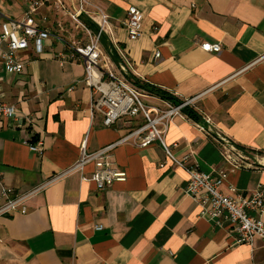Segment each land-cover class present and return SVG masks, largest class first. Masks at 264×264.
Listing matches in <instances>:
<instances>
[{
    "label": "crops",
    "instance_id": "obj_1",
    "mask_svg": "<svg viewBox=\"0 0 264 264\" xmlns=\"http://www.w3.org/2000/svg\"><path fill=\"white\" fill-rule=\"evenodd\" d=\"M8 1L12 11L5 13L20 17L28 0ZM52 1L40 10L51 26L63 18ZM87 1L109 15L111 35L103 49L112 48L118 58L114 40L131 62L132 80L164 90L179 103L194 98L188 107L198 122L208 117L219 135L264 154V0ZM130 7L143 14L136 39L123 25ZM201 42L219 43L221 50L204 51ZM62 51L60 43L46 40L38 54L30 42L19 53L20 72L0 71L3 100L15 105L19 116L13 127L0 117V174L18 192L71 167L85 139L86 150L93 152L143 121L121 118L103 126L91 109V89L75 84L84 77L82 64L69 59L60 65ZM182 114L165 134L176 157L189 154L205 173L228 170L226 183L246 192L264 184V171L225 166L215 132H201L195 119L183 109ZM27 139L41 142V155L29 149ZM112 153L125 181L97 190L89 162L87 180L79 172L61 176L27 201L26 213L1 215L0 264H264V240L235 244L230 224L217 226L201 216L185 192L187 173L157 142L122 143Z\"/></svg>",
    "mask_w": 264,
    "mask_h": 264
},
{
    "label": "built area",
    "instance_id": "obj_2",
    "mask_svg": "<svg viewBox=\"0 0 264 264\" xmlns=\"http://www.w3.org/2000/svg\"><path fill=\"white\" fill-rule=\"evenodd\" d=\"M49 1L28 0L20 17L9 16L0 9V71L20 72L24 64L19 53L26 50L30 42L38 54L43 52L46 40L58 42L63 46V51L57 55L60 65L69 59L82 64L84 77L75 84L83 82L91 89V109L99 112L103 126L111 127L121 118L140 117L143 122L115 143L93 152L86 150L85 139L79 158L71 167L28 191L18 192L6 185L0 174V216L15 212L26 213L27 201L61 176L79 172L81 180H87L84 167L89 162L94 165L89 179L94 182L97 190L110 187L116 181H125L127 174L116 166L113 148L122 143L142 146L157 142L164 149L167 159L187 173L185 192L200 206L201 216L207 217L217 226H222L225 222L230 224L231 232L235 234V244L252 246L257 239L264 240V184H259L251 192L239 189L226 183L228 170L202 172L195 162L188 160L189 154L176 157L165 141L169 122L175 116H183L182 109L192 104L194 98L173 105L147 88L135 84L129 74L130 71L133 72L131 62L113 39L118 58L112 48L103 51L101 41L111 35L109 15L103 10L89 4L87 0H77L69 12L65 11L62 0H53L54 7L62 16L69 17V25L67 27L64 20L56 19L51 26L48 16L40 14V10ZM142 18L143 14L138 8L130 7L127 10L123 25L131 39L142 35ZM87 20L94 26L89 27ZM199 46L207 52L217 53L221 50L219 43L201 42ZM159 55V52H155L156 57ZM140 83L147 84L143 81ZM0 117L6 119L9 127H13L14 121L19 118L17 107L6 103L1 92ZM192 123L203 133L212 135L215 132L208 117H204L201 122L192 120ZM214 134L225 166L231 170L264 171V154L251 152L216 132ZM25 143L34 153L42 154L41 142L27 139ZM164 164L162 162L160 167ZM101 228V225L95 226V229Z\"/></svg>",
    "mask_w": 264,
    "mask_h": 264
},
{
    "label": "trees",
    "instance_id": "obj_3",
    "mask_svg": "<svg viewBox=\"0 0 264 264\" xmlns=\"http://www.w3.org/2000/svg\"><path fill=\"white\" fill-rule=\"evenodd\" d=\"M87 25H88L89 27L94 26V25H93L92 23H90L88 20H87ZM134 82H135V84H137V85H139V86L141 85V86H143L144 88H147L151 93H153V94H155V95L161 97L162 99H165V100H173L174 103H175V102H176V103H179V102H180L179 99L174 98L173 96L169 95V94H168L166 91H164V90H161V89H159V88L153 87V86H151V85H149V84H141L138 80H135ZM183 112H185L186 114H188L189 116H191L193 119L196 120V118H195L196 113H195L191 108H189L188 106H186V107L183 108ZM196 121H197V120H196ZM31 141L34 142V140H31Z\"/></svg>",
    "mask_w": 264,
    "mask_h": 264
},
{
    "label": "rangeland",
    "instance_id": "obj_4",
    "mask_svg": "<svg viewBox=\"0 0 264 264\" xmlns=\"http://www.w3.org/2000/svg\"><path fill=\"white\" fill-rule=\"evenodd\" d=\"M62 2L64 3V6H65V8H66V10L65 11H69V12H71L72 11V0H62ZM9 3H11L12 4V2L11 1H8V2H6V0H0V9L1 8H3V9H1V10H3L4 12H6V13H10L11 11H12V8L11 9H9V7H8V5H9ZM59 14H60V16H61V18H62V20L64 19H66V21H64L65 22V25H67V27H68V25H69V23H68V20H69V17L68 16H62V13L61 12H58ZM103 41H104V39H102V41H101V46H102V48H103ZM103 51L105 52V50L103 49ZM143 122V121H142Z\"/></svg>",
    "mask_w": 264,
    "mask_h": 264
},
{
    "label": "water",
    "instance_id": "obj_5",
    "mask_svg": "<svg viewBox=\"0 0 264 264\" xmlns=\"http://www.w3.org/2000/svg\"><path fill=\"white\" fill-rule=\"evenodd\" d=\"M204 120V118H202V121Z\"/></svg>",
    "mask_w": 264,
    "mask_h": 264
}]
</instances>
